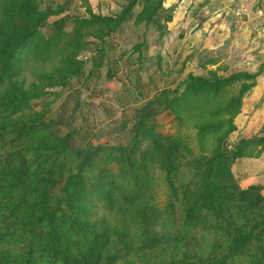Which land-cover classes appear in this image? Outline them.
Here are the masks:
<instances>
[{
    "label": "trees",
    "instance_id": "trees-1",
    "mask_svg": "<svg viewBox=\"0 0 264 264\" xmlns=\"http://www.w3.org/2000/svg\"><path fill=\"white\" fill-rule=\"evenodd\" d=\"M40 2L0 0V264H138L134 252L162 242L169 247L166 264H236L244 257L248 264H264L263 185L242 186L232 172L236 159L259 157L264 136L228 140L264 62L254 72H188L182 89H160L135 108L126 143L88 140L73 147L77 130L60 134L59 121L46 117L43 100L73 78L99 74L108 59L105 42L132 15L136 0L119 13L88 9L86 16L74 17ZM64 3L69 7L70 0ZM158 8L168 9L163 0H145L136 22H151ZM168 11L161 23L164 33L172 18ZM51 16L57 17L46 34L43 27ZM88 36L98 42L81 59L79 53L92 43ZM140 48L138 43L133 50ZM87 61L92 68L85 73ZM105 75L111 79L115 72L109 67ZM163 109L173 113L177 132L163 131L154 121ZM183 125L192 129L191 139L180 131ZM183 158L191 173L187 181L179 180ZM153 165L162 171L170 195L180 200V213L168 237L154 236L136 249L122 222L98 214L97 201L123 197L145 232L157 223L166 226L173 203L159 207L152 197L141 198ZM207 227L221 238L198 250L199 234Z\"/></svg>",
    "mask_w": 264,
    "mask_h": 264
},
{
    "label": "rangeland",
    "instance_id": "rangeland-1",
    "mask_svg": "<svg viewBox=\"0 0 264 264\" xmlns=\"http://www.w3.org/2000/svg\"><path fill=\"white\" fill-rule=\"evenodd\" d=\"M128 1L70 0L68 7L64 0H41L40 5L60 10L59 15L74 17L86 16L88 9L105 15L119 13ZM152 1L157 3L159 0ZM163 2L166 5L164 8H171L172 11L180 4V11L184 13L183 21L178 20L174 24L166 22L165 25L188 26L186 29L181 28L182 32L174 34L173 41L169 40L170 35L165 34L161 28V23L169 13L168 9L158 8L151 22H136V15L145 7V0H136L132 15L105 42L108 59L100 68L99 74L94 73L86 80L85 74L81 78H73L68 87L52 88L51 91H55V94L43 100L48 102L46 117L59 121L60 134L77 130L71 142L73 147L82 146L88 140L109 145L126 143L131 136L129 129L132 122L129 120L132 119L135 108L151 99L160 89L181 86L188 72L206 74L207 70L215 69L221 76L237 70L254 72L264 62V0ZM200 3L204 5L194 12ZM56 17L51 16L43 27L46 34L50 33V23ZM193 25H199L194 35L202 31L197 42H193L194 39H190L187 34V30ZM202 25H206L205 30H199ZM71 28L72 21L69 19L66 30ZM85 39L93 45L91 43L86 50L79 53L81 59L91 54L94 43L98 42L91 36ZM138 43H141V48L133 50ZM39 64H32V69L38 68ZM42 67H49V63H44ZM109 67L115 72L111 79H107L105 75ZM91 68L92 62H85V73ZM41 102L36 104L35 109L41 107ZM154 121L163 131L177 132V123L169 110L158 112ZM234 122L236 130L228 137L230 143L244 137L264 136V68L256 78V85L245 94L240 113L236 115ZM180 131L190 139L193 137L192 129L186 125L180 127ZM190 144L196 153L195 142ZM247 158L251 160L253 157ZM236 160L232 164V172L238 182L242 186L253 183L252 180L259 182L263 185L264 193V149L256 166L250 164L244 170L241 161ZM181 161L179 180L187 181L191 176L190 168L185 164V158ZM151 197L159 207L171 201L174 208L165 218L166 226L157 223L149 232H145L144 227L139 224L133 205L123 197L113 196L98 200L97 212L99 215L105 214L113 221L117 219L122 222L130 233L132 245L137 249L141 244L149 243V239L152 241L154 236L168 237L173 232L180 213V200L170 195L163 173L155 165L151 166L148 185L141 195L143 202ZM219 238L221 234L209 230V227L201 230L198 250L209 249L213 246V241ZM131 257L138 264H166L169 247L163 242L153 247L146 246L144 250L134 252ZM236 264L248 262L244 257L237 259Z\"/></svg>",
    "mask_w": 264,
    "mask_h": 264
},
{
    "label": "crops",
    "instance_id": "crops-1",
    "mask_svg": "<svg viewBox=\"0 0 264 264\" xmlns=\"http://www.w3.org/2000/svg\"><path fill=\"white\" fill-rule=\"evenodd\" d=\"M182 1H184V0H181V2ZM175 5H176V3H175ZM203 5H204V3H200L198 5V7H196V8L194 7L195 8V11L194 12L198 11V9H200ZM163 6L164 7L166 6L164 2H163ZM172 12H173L172 13V18L168 22L169 24H174L178 20L183 21L182 18L184 17V15H183L184 13L182 14V12L180 11V4H178V7L176 9L174 8V10ZM195 26L196 25H193V26L189 27V29L187 30L188 37L190 39H194L193 42H197V40L199 39V37L202 35V31H200L199 33H196L194 35V33L197 31V29L195 31L193 30ZM201 27H202V29H199V30H205L206 25H202ZM181 28H185L186 29V28H188V26H186V25H164V28L163 29H164L165 33H168L170 35V39L169 40L170 41H173L174 40L173 35L174 34L176 35V34L182 32ZM238 160L241 161V166H244L245 167V168H243L244 170L246 169V166H249L250 164L252 166H256L258 164V162H259V161L257 162L258 157L257 158L253 157L251 160H250V158H247V157H241V158H238L236 160V162ZM252 182L253 183H259V182L253 181V180H252Z\"/></svg>",
    "mask_w": 264,
    "mask_h": 264
},
{
    "label": "water",
    "instance_id": "water-1",
    "mask_svg": "<svg viewBox=\"0 0 264 264\" xmlns=\"http://www.w3.org/2000/svg\"><path fill=\"white\" fill-rule=\"evenodd\" d=\"M198 27H199V25H196L193 30L195 31L196 29H198Z\"/></svg>",
    "mask_w": 264,
    "mask_h": 264
}]
</instances>
